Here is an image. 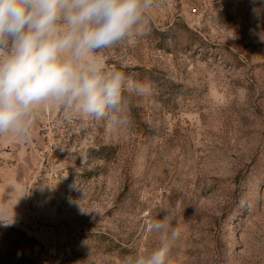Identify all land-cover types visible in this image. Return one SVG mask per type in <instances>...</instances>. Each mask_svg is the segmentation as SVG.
Instances as JSON below:
<instances>
[{
  "label": "rangeland",
  "instance_id": "rangeland-1",
  "mask_svg": "<svg viewBox=\"0 0 264 264\" xmlns=\"http://www.w3.org/2000/svg\"><path fill=\"white\" fill-rule=\"evenodd\" d=\"M148 31L97 53L128 123L60 106L0 136V264H121L179 232L171 264H264V0H156Z\"/></svg>",
  "mask_w": 264,
  "mask_h": 264
},
{
  "label": "clouds",
  "instance_id": "clouds-1",
  "mask_svg": "<svg viewBox=\"0 0 264 264\" xmlns=\"http://www.w3.org/2000/svg\"><path fill=\"white\" fill-rule=\"evenodd\" d=\"M155 6L156 0H0V136L30 138L45 106L112 127L128 123L125 93L148 95L150 88H130L126 74L106 70L97 53L145 34ZM163 212L151 225L165 234L159 245L121 264H171L179 232L167 223L170 210Z\"/></svg>",
  "mask_w": 264,
  "mask_h": 264
}]
</instances>
